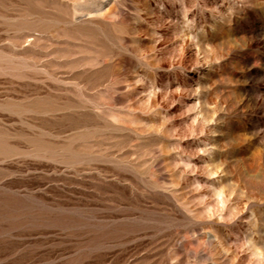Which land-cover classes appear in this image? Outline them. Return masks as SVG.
Returning <instances> with one entry per match:
<instances>
[{
	"label": "rangeland",
	"instance_id": "rangeland-1",
	"mask_svg": "<svg viewBox=\"0 0 264 264\" xmlns=\"http://www.w3.org/2000/svg\"><path fill=\"white\" fill-rule=\"evenodd\" d=\"M0 264H264V0H0Z\"/></svg>",
	"mask_w": 264,
	"mask_h": 264
}]
</instances>
